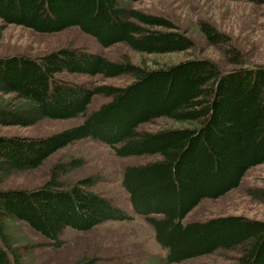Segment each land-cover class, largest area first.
<instances>
[{
	"label": "trees",
	"instance_id": "obj_1",
	"mask_svg": "<svg viewBox=\"0 0 264 264\" xmlns=\"http://www.w3.org/2000/svg\"><path fill=\"white\" fill-rule=\"evenodd\" d=\"M138 1L0 0V39L7 25L38 33L78 27L103 48L124 44L147 55L193 49V41L168 19L134 9ZM199 31L233 69L223 71L205 58L147 68L72 47L39 58L0 57V126L83 117L81 124L46 137L0 136V184L14 174L37 170L58 150L85 139L109 146L120 158L157 156L125 167L121 186L132 211L166 251L164 264L221 251L236 254L231 264H264V220L226 215L185 222L201 201L237 189L250 169L264 164V65L246 67L230 38L208 23H200ZM59 73L106 79L128 75L132 81L124 87H88L58 79ZM95 96L108 102L87 113ZM158 119L181 126L139 130ZM80 165L79 159L58 162L39 187L0 190V264H27L20 251L30 245L15 234L19 223L60 248L66 228L88 232L106 222L133 220L90 190L96 177L68 186L59 181ZM248 195L263 201L264 189H251ZM97 263L83 257L73 264Z\"/></svg>",
	"mask_w": 264,
	"mask_h": 264
},
{
	"label": "rangeland",
	"instance_id": "obj_2",
	"mask_svg": "<svg viewBox=\"0 0 264 264\" xmlns=\"http://www.w3.org/2000/svg\"><path fill=\"white\" fill-rule=\"evenodd\" d=\"M132 6L141 12L168 19L193 41V49L173 54H138L124 44L103 48L78 27H70L58 33H38L20 26L7 25L0 39V57L23 55L39 58L57 49L72 47L99 54L110 61L128 59L135 65L147 68L171 65L186 59L205 58L215 62L223 71L233 69L216 47L206 43L199 31V24L203 22L230 38L231 45L243 54L246 67L264 65V4L254 5L231 0H139ZM55 77L88 87H124L132 81L128 75L106 79L102 76L59 73ZM106 102L108 99L95 96L87 113ZM82 121L83 117H76L64 120L44 119L29 127L0 126V136L46 137L77 126ZM179 126L181 124L170 120L158 119L141 125L139 130L154 132ZM73 159L81 160V165L61 176L59 181L62 184L68 186L81 179L96 177L90 190L107 197L134 218L125 222H106L88 232L66 228L59 237L63 242L60 248L52 247L49 240L26 224L19 223L15 234L19 238L22 236L24 245H30L22 247L20 251L24 261L27 264H73L86 257L95 258L97 264H164L163 249L153 239L152 230L143 218L132 211L128 194L121 186L125 167L144 165L156 160L157 156L120 158L109 146L85 139L58 150L37 170L14 174L0 184V190L39 187L49 179L50 170L56 163L67 164ZM256 188L264 189V164L250 169L240 186L219 201L205 199L193 211L191 219L204 221L217 216L241 215L264 220V198L263 201H258L248 195L249 190ZM235 255L234 252L221 251L180 264H231Z\"/></svg>",
	"mask_w": 264,
	"mask_h": 264
},
{
	"label": "crops",
	"instance_id": "obj_3",
	"mask_svg": "<svg viewBox=\"0 0 264 264\" xmlns=\"http://www.w3.org/2000/svg\"><path fill=\"white\" fill-rule=\"evenodd\" d=\"M233 191V190H232ZM231 192V191H230ZM228 194V193H227ZM226 194V195H227ZM224 197V196H223ZM222 198V197H221ZM221 198H218L217 200H212V201H219V199H221ZM204 201V200H203ZM203 201H201V203L203 202ZM200 203V204H201ZM196 209V208H195ZM195 209H193L188 215H187V217H186V219H185V222H191V221H198V220H193V219H191V217H192V215L194 214V210ZM217 217H219V216H217ZM205 221V220H204ZM152 230V229H151ZM152 233H153V231H152ZM153 239H154V233H153ZM163 252H164V256H163V263H164V260H165V256H166V251H164L163 250ZM207 256V255H206ZM210 256V255H209ZM202 257H204V256H202ZM190 260V259H189ZM185 261H188V260H185ZM182 262H184V261H182ZM182 262H180V263H182ZM180 263H178V264H180ZM176 264V263H175Z\"/></svg>",
	"mask_w": 264,
	"mask_h": 264
}]
</instances>
